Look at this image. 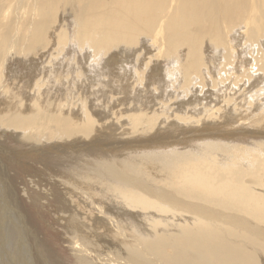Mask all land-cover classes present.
Returning a JSON list of instances; mask_svg holds the SVG:
<instances>
[{
  "label": "bare ground",
  "instance_id": "obj_1",
  "mask_svg": "<svg viewBox=\"0 0 264 264\" xmlns=\"http://www.w3.org/2000/svg\"><path fill=\"white\" fill-rule=\"evenodd\" d=\"M0 96V127L72 199L37 255L0 218L15 264H63L56 246L74 264H264V0H0ZM122 129L140 142L109 150L134 154L72 152Z\"/></svg>",
  "mask_w": 264,
  "mask_h": 264
},
{
  "label": "rangeland",
  "instance_id": "obj_2",
  "mask_svg": "<svg viewBox=\"0 0 264 264\" xmlns=\"http://www.w3.org/2000/svg\"><path fill=\"white\" fill-rule=\"evenodd\" d=\"M29 73L30 72H27L26 74H29ZM2 97L3 96H0V101H5V100H1ZM64 100H65V97H64ZM64 102H66V100ZM101 116H103V115H101ZM185 130H187L189 133L185 132L183 130V128L165 127V128L160 129V132L156 133L155 136L157 137L158 135H160L157 138H162L165 140H167V139L171 140V137H176V136L177 137H180V136L183 137L185 135L186 136L192 135L190 133V130H188V129H185ZM105 132H107L105 135H100V136L97 135L96 137L93 136V138L91 140H89V139L82 140L83 142L90 141L92 143L90 146H94L95 147L94 149H92L90 147L72 148L74 150L72 151V149H71L69 151V153H71V151L74 152L78 149H84L87 151L94 152L93 157H97L99 155L101 156L103 153V154H109V156L107 158L108 160L112 159V160L117 161L126 155L134 154L133 151L132 152H129L126 150H124V151H110L109 149L113 150V147H114V149H119L122 146L133 147V145L138 144L141 140L139 136H132V134H128L125 131V129H122L119 131H114V132L112 130H106ZM17 133L18 132L14 131V130L3 129L0 127V134H2L1 135L2 138L0 141V149L2 150V151L0 150V159L2 160V161H0V168H1L0 169V200L2 201V203L0 202V204H3L2 206L0 205V207H1L0 208V216H1L0 218L2 219L3 222L7 219L5 221V225H4L5 227L3 226L5 228L4 230L5 231L7 230V232L9 231L8 233L13 232L12 234H15V241H16V244L18 245V247H19L20 242H23V240L24 241L26 240L28 243H31L29 245H31V248H32V246L34 244H37L36 238H35L36 233L37 234L40 233L38 235L41 236V239H43L45 242H47L49 246L54 248L53 243H55V245H56L57 242L59 241V237L56 234L59 233L61 228H63V225L58 224V222L60 221V218L64 215L63 213H66V210L69 209L70 203L72 204V201H71L72 199H70V195L65 194L66 195L65 196L64 192H62L60 190V188L56 187L55 185L47 186V184H45L43 182V180H44L43 178H45L43 175H45V174L49 175V172H46L43 169L40 162L42 163L44 161V157H49V156L43 155V156H39L37 158V157L25 155L24 150L18 146L19 145L18 140L14 139V135ZM10 137H12V138H10ZM146 137H143V139H147ZM157 138H154V140H156ZM99 146H101V148L97 149V147H99ZM7 148H9L10 150H7ZM162 150L163 149H161L160 152H163ZM166 150H176V149L168 148ZM3 151H4V153H3ZM13 151H15V152H13ZM18 152H19V155H17ZM147 152L152 153L151 151H147ZM141 153L142 152H137L135 154L143 155ZM74 158H76V157H74V155L73 156L71 155L67 159L66 163L68 165L67 164L66 165L67 166H71V165L75 166L77 163H78L77 165H79V164H81V162L83 163V161H84V160L82 161L81 158L80 159L79 158L74 159ZM69 159H71V160L69 161ZM11 160H13V161H11ZM34 161L38 162V163H35ZM2 162H3V164H2ZM70 162L72 164H70ZM75 162H77V163H75ZM17 163H20V164L18 165ZM58 164H59V160H58ZM26 165H27V167H26ZM28 167H30V168H28ZM34 168H36L37 171H41L42 175L40 176L37 173V171L34 170ZM2 170H3V172H2ZM5 170L8 171L7 173L9 175L6 174ZM9 171H10V173H9ZM9 176H10V179H8ZM46 178H47V176H46ZM66 179L69 180V178H66ZM51 180L53 181V178ZM4 181H5V183H4ZM10 185H11V190H12L11 193H10L9 188H8ZM13 190L18 195L14 194ZM24 190H28V194H23ZM36 193H40V194H36ZM14 195L16 197H18V200H14V198H15ZM39 196H41V197H39ZM21 198H22V200L23 199L26 200L25 204H23L20 201ZM18 201L20 202V204L18 203ZM5 203L9 204V205L7 206ZM12 203H14V205H12ZM52 204H53V206H51ZM4 205H6V206H4ZM61 205L63 208L61 207ZM2 208H3V210H2ZM16 209H17V211H16ZM60 209H61V211H60ZM49 210H52V212L51 211L49 212ZM6 211H7V213H6ZM4 213H6L7 215L5 216ZM14 213H16V214H14ZM20 213H22L23 215H21ZM58 213L59 214L62 213L63 215L62 214H61L62 216L58 215ZM24 214L29 218V221L28 220L26 221L25 217L23 218ZM8 215H9V217H8ZM57 215H58V217L60 216L59 219H58ZM2 216L4 219L2 218ZM10 219H11V221H10ZM19 220L21 221V226H19L20 225ZM16 221H17V223H16ZM25 221L29 222L31 224L30 228L27 226L28 224H26ZM11 222L12 223L15 222V223L12 224ZM22 222H23V224H22ZM15 226H16V228H15ZM24 227L26 230H24ZM28 229H30V230L28 231ZM21 230H22V232H21ZM20 232H21L22 236H24L23 238H22ZM27 233H28V235H27ZM29 233L33 234V236H30L31 234H29ZM20 236H21V238H20ZM27 236H29V238H27ZM57 237H58V239H57ZM27 248L30 249V247L28 245H27ZM55 248L57 249L56 254L60 257V258H58V261L62 259V261L65 264H74V259L72 258L73 256H71L70 253L64 254V253L59 252L58 250L61 249V246H58V247L56 246ZM29 249H27V250L29 251ZM15 250H16L17 256L20 254L21 255L25 254L27 256V250H25V248L21 250L23 253H21V251L18 250L17 248ZM30 251H32L33 253L35 252L34 253L35 255L38 254V253L36 254V252H37L36 245H34L32 250H30ZM30 251L28 252L29 253L28 255L31 256L32 252H30ZM0 254H1L0 258H2V259H0V264H4L6 261H9V259L12 263L9 261L8 263H5V264H13L14 263V261H13L14 258L13 259L9 258L7 253L5 254L4 252H1ZM14 255H15V253H14ZM6 257H8V260H5Z\"/></svg>",
  "mask_w": 264,
  "mask_h": 264
}]
</instances>
